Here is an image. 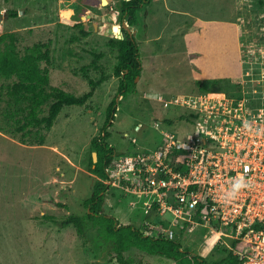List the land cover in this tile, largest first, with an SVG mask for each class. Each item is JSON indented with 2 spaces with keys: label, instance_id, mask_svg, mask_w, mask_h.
I'll use <instances>...</instances> for the list:
<instances>
[{
  "label": "rangeland",
  "instance_id": "rangeland-1",
  "mask_svg": "<svg viewBox=\"0 0 264 264\" xmlns=\"http://www.w3.org/2000/svg\"><path fill=\"white\" fill-rule=\"evenodd\" d=\"M118 1L0 0V35L16 32L21 52L35 42H49L51 86L83 94L91 88L90 78L107 74L88 105H65L51 129L41 130L44 143L36 142V131L32 140L23 142L22 132L0 129V264H121L110 259L94 228L82 238L75 225L62 224L69 215L88 210L86 199L99 178L91 169L92 139L100 134L115 96L117 110L107 141L115 148L116 161L122 154H136V149L151 153L163 145L166 136L158 123L186 135L187 107L175 100L202 91L203 83L222 100L243 87L264 89L261 0H152L133 25L127 18L119 20L112 8ZM124 23L139 43L142 59L137 91L127 95L117 93L118 50L110 45ZM97 53L103 54L99 67L92 65ZM7 82L12 79L0 77V84ZM169 118L175 122L168 124ZM0 122L4 124L2 113ZM116 174L109 180L113 185L105 212L136 227L159 219L158 209L145 202L153 200L154 192L143 193L140 181L131 184ZM201 231H178L175 237L210 261L224 256L217 235ZM144 259L172 264L161 255L144 254Z\"/></svg>",
  "mask_w": 264,
  "mask_h": 264
},
{
  "label": "built area",
  "instance_id": "built-area-1",
  "mask_svg": "<svg viewBox=\"0 0 264 264\" xmlns=\"http://www.w3.org/2000/svg\"><path fill=\"white\" fill-rule=\"evenodd\" d=\"M213 92L177 98L175 103L187 107L190 131L184 135L158 123L165 143L151 153L122 154L107 181L116 173L127 182L132 178L131 184L140 181L143 193L154 192L152 201L145 199L150 208L171 215L163 216L167 225L146 220L140 231L161 228L174 238L201 227L204 236L215 233L218 246L240 259L229 264H264V89L243 87L226 100ZM238 177L251 187L230 199Z\"/></svg>",
  "mask_w": 264,
  "mask_h": 264
},
{
  "label": "trees",
  "instance_id": "trees-1",
  "mask_svg": "<svg viewBox=\"0 0 264 264\" xmlns=\"http://www.w3.org/2000/svg\"><path fill=\"white\" fill-rule=\"evenodd\" d=\"M261 1L264 3V0ZM151 2L152 0H119L112 8L118 11L119 20L123 22L127 18L129 25H133L138 20V12ZM78 24L82 25L83 22ZM123 29L125 37L113 36L110 45L118 50L117 65L114 68V74L120 77L117 93L127 95L137 91L136 77L141 76L142 60L135 36L124 26ZM102 55L96 54L97 59L92 63L93 66L99 67L97 61ZM51 61L49 42H35L21 52L17 46L16 32H4L0 35V77L12 79V82L0 84V113L4 116V124L0 122V129L6 132H22L23 142L32 140L31 134L36 131V142L44 143L46 135L41 133V130L51 129L62 108L65 105H88L96 88L107 78V74L98 79L90 78L91 88L83 94L69 92L60 86L50 85ZM201 88L202 91L211 90L205 83ZM116 99L115 96L108 106L107 118L100 134L92 139V151H97L98 160L94 161L92 152L91 169L99 178L93 183V192L86 199L88 210L83 215H69L62 220V224L75 225L78 235L82 238L89 235V228H94L110 259L117 258L121 264H149L145 262L144 254L165 256L172 260V264H229L239 261L231 251L218 260L210 261L184 247L180 236L170 238L161 228L142 232L136 224H122L116 216L105 212L107 191L113 185L107 181L110 177L109 169H113L117 161L115 148L107 141L110 136L108 126L114 120L117 110ZM47 104L48 113L42 114ZM167 122L172 124L175 120L169 118ZM136 150L134 153L140 152L139 149ZM157 218L159 219L155 220L161 225H167L160 213H157ZM134 249L139 253L134 252Z\"/></svg>",
  "mask_w": 264,
  "mask_h": 264
},
{
  "label": "clouds",
  "instance_id": "clouds-1",
  "mask_svg": "<svg viewBox=\"0 0 264 264\" xmlns=\"http://www.w3.org/2000/svg\"><path fill=\"white\" fill-rule=\"evenodd\" d=\"M124 28H126V27H124ZM123 31H124V29H123ZM130 33H132V32H130ZM142 126H143V124H142ZM250 187H251V183L249 181H246L244 179V177H238L236 180L233 181L232 186H231V189L227 193V197L230 198V199H234V198H236L239 195V193L241 192V190L246 189V188H250ZM201 233H203V232L201 231ZM223 250H227V249H223ZM228 251L229 250H227L225 254H227Z\"/></svg>",
  "mask_w": 264,
  "mask_h": 264
},
{
  "label": "water",
  "instance_id": "water-1",
  "mask_svg": "<svg viewBox=\"0 0 264 264\" xmlns=\"http://www.w3.org/2000/svg\"><path fill=\"white\" fill-rule=\"evenodd\" d=\"M103 1V4H107L108 3V0H102ZM124 26L126 27V28H128L127 27V24H125L124 23ZM119 31H118V37L119 38H124V32H123V29L120 27L119 29H118ZM129 30V32H131V30L130 29H128ZM139 78V76H137L136 77V80ZM93 157H94V161L96 162L97 160H98V155H97V151H93Z\"/></svg>",
  "mask_w": 264,
  "mask_h": 264
},
{
  "label": "flooded vegetation",
  "instance_id": "flooded-vegetation-1",
  "mask_svg": "<svg viewBox=\"0 0 264 264\" xmlns=\"http://www.w3.org/2000/svg\"><path fill=\"white\" fill-rule=\"evenodd\" d=\"M131 35L133 36V33H131ZM125 36V35H124ZM142 60V59H141Z\"/></svg>",
  "mask_w": 264,
  "mask_h": 264
},
{
  "label": "crops",
  "instance_id": "crops-1",
  "mask_svg": "<svg viewBox=\"0 0 264 264\" xmlns=\"http://www.w3.org/2000/svg\"><path fill=\"white\" fill-rule=\"evenodd\" d=\"M118 28V27H117ZM119 29V28H118ZM118 32V31H117Z\"/></svg>",
  "mask_w": 264,
  "mask_h": 264
}]
</instances>
